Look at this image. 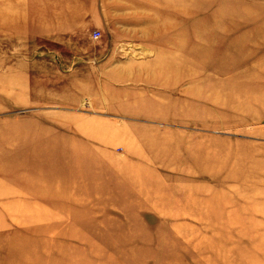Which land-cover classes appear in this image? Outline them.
I'll return each instance as SVG.
<instances>
[{
  "label": "rangeland",
  "instance_id": "rangeland-1",
  "mask_svg": "<svg viewBox=\"0 0 264 264\" xmlns=\"http://www.w3.org/2000/svg\"><path fill=\"white\" fill-rule=\"evenodd\" d=\"M65 1L0 0V264H264V0Z\"/></svg>",
  "mask_w": 264,
  "mask_h": 264
},
{
  "label": "crops",
  "instance_id": "crops-1",
  "mask_svg": "<svg viewBox=\"0 0 264 264\" xmlns=\"http://www.w3.org/2000/svg\"><path fill=\"white\" fill-rule=\"evenodd\" d=\"M78 4L79 0H70L68 2L65 1L58 4V9L60 12H62L61 15H63L62 18L59 19V21H61L60 25H62L60 28L61 33L59 34L61 37L78 35V18H80L79 10H81V5ZM70 13H72L73 15H71ZM76 50L78 52V46L76 47ZM73 76L75 85L74 93L76 96L75 102H78V57H76ZM153 209L147 207L139 208L140 211L143 210L145 212L152 211Z\"/></svg>",
  "mask_w": 264,
  "mask_h": 264
},
{
  "label": "bare ground",
  "instance_id": "bare-ground-1",
  "mask_svg": "<svg viewBox=\"0 0 264 264\" xmlns=\"http://www.w3.org/2000/svg\"><path fill=\"white\" fill-rule=\"evenodd\" d=\"M195 48V47H194ZM192 53H196V55H198V57H202V56H204V55H206L207 54V49H206V46H204L203 45V47H200V48H198V49H196L195 51H193ZM197 61V59H194V62H196ZM185 63L186 61H185V58H181L180 60L178 59V57H176V59H175V61H174V64L175 63ZM193 62V63H194ZM190 63H192L191 61H190ZM202 63V62H201ZM181 65V64H180ZM193 65V64H192ZM200 65V64H199ZM198 68L197 69H199V66H197ZM194 70V69H193ZM196 70V69H195ZM176 73V76L178 77L177 79H178V81H180V82H183V83H188V82H192V81H194L195 79H196V74L192 77V76H187V74H181L180 75V73L179 72H175ZM180 76H179V75ZM194 74V73H193Z\"/></svg>",
  "mask_w": 264,
  "mask_h": 264
},
{
  "label": "built area",
  "instance_id": "built-area-1",
  "mask_svg": "<svg viewBox=\"0 0 264 264\" xmlns=\"http://www.w3.org/2000/svg\"><path fill=\"white\" fill-rule=\"evenodd\" d=\"M98 37H99V33L98 32H95L93 38L94 39H97Z\"/></svg>",
  "mask_w": 264,
  "mask_h": 264
}]
</instances>
